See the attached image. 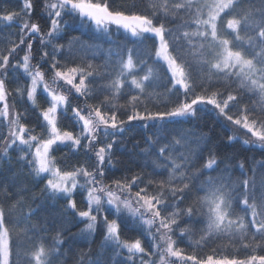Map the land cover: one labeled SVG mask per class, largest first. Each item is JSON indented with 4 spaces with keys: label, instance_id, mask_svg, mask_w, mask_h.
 Masks as SVG:
<instances>
[{
    "label": "snow or ice",
    "instance_id": "obj_1",
    "mask_svg": "<svg viewBox=\"0 0 264 264\" xmlns=\"http://www.w3.org/2000/svg\"><path fill=\"white\" fill-rule=\"evenodd\" d=\"M39 7L46 28L32 22L36 0H22L18 10L0 8V29H19L0 50V161L10 164L15 153L28 175L44 184L41 192L48 199L63 200L62 215L84 225L81 234L102 235L103 246L120 257L118 264H264V190L257 197L243 162L238 166L244 178L233 182L231 161L221 169L224 160H218V149L202 132L167 130L171 122L215 112L243 130L244 145L264 150V107L257 112L243 102L245 94L264 101V0L258 5L252 0H152L140 12L114 7L113 0H39ZM69 21L97 34L122 30L141 43L152 41L171 85L163 110L152 103V69L145 71L147 60L132 49L126 59L117 55L115 72L111 59L103 65L75 63L73 44L79 37L60 43ZM192 24L195 29L182 34L189 44L197 41L203 80L193 78L192 61L178 42V28ZM205 49L210 60L203 59ZM134 121L145 135L143 145L133 144L140 151L131 155L144 164L135 172L124 168L130 175L115 178L122 165L117 153L127 150L124 133ZM236 139L230 135L227 143ZM57 152L63 157L58 159ZM69 152L83 153L87 163L67 165ZM25 191L14 179L0 181V264H17L14 230L22 222L34 237L27 264H59L61 231L49 245L41 235L47 232L45 222L31 223L38 209L24 201ZM234 204L242 205L243 215ZM200 224L205 226L197 245L227 237L244 250L243 257L217 255L215 249L206 258L185 252L181 238L191 237ZM130 230L136 236L125 235ZM77 264L101 261L82 252Z\"/></svg>",
    "mask_w": 264,
    "mask_h": 264
},
{
    "label": "trees",
    "instance_id": "obj_2",
    "mask_svg": "<svg viewBox=\"0 0 264 264\" xmlns=\"http://www.w3.org/2000/svg\"><path fill=\"white\" fill-rule=\"evenodd\" d=\"M21 2L22 0H0V8L7 7L18 10L21 6ZM36 3L37 8L33 15L32 22L39 23L42 27L46 28L48 26L47 22L43 19H39L41 15L39 0H36ZM133 3L136 5L135 9L131 8ZM151 3L152 0H113L114 7L136 12L147 10ZM252 3L258 5L259 0H252ZM194 29V24L189 28H178V35L180 37L178 42L186 49L185 56L192 61L193 78L203 80L206 70L201 66V60L199 57V52L201 50L198 48L197 41L193 38L192 43L189 44L188 38L184 37L182 34L185 30L191 32ZM18 31L19 29L15 26L0 29V50L3 49L5 44L10 45V42L16 39L15 33ZM241 35L243 36L244 33L242 32ZM64 37V40L60 41L62 44H66L71 37H79V40L73 44V49L75 51L73 59L75 63L87 64L90 62L93 65H103L111 59L114 62L112 66L113 72H115L117 55H122L126 59L128 55L127 50L132 49L136 56H142L147 60L148 63L145 71H148L149 68L152 69L151 76L155 82L154 88L149 90L152 92V103L160 106L161 110H163V106L168 103L169 94L166 89L171 87V85L169 84L167 78L168 74L165 72L163 63L156 62L152 41L148 40L141 43L131 38L129 34L124 33L122 30L120 32L113 30L110 35L97 34L87 27L82 28L78 21H69L64 32ZM82 43L93 45V47L85 50L81 47ZM37 46L38 41L37 44L34 45V53L36 52ZM109 50H111L113 55L109 56ZM202 51L203 59L210 60L211 55L209 52L206 49ZM33 63H35V61H33ZM233 87L236 86L234 85ZM100 99H103V96H101ZM76 102L77 101L73 100V103ZM243 102L249 107H255L257 112L261 111V108L264 107V101H259L258 96L249 99V94H245L243 96ZM118 103L123 105L125 103V98H121ZM69 115H71V113H69ZM63 123L67 125L68 121H63ZM132 123L135 126L131 128V131L124 133V138L127 142V150H122V152L117 153V159L122 161V165L120 166L121 170L116 172L115 178H119L121 175H130V173L123 171L124 168H130L135 172L139 170L138 165L144 164L143 160L135 155H131V153L140 151L139 148L133 149V144L137 142H139L140 145L144 144L145 130L138 126L140 122L134 121ZM236 128L237 126L231 125L223 118H217L215 112H200L198 113V118L195 120L169 123L167 130L184 132L191 130L197 133L202 132L206 137L210 138L212 145L218 149V160H224V163H221L220 165L221 169L224 168L225 163L231 161V164L229 165L230 179L233 182H237L244 178L241 175V170L238 166L240 162H243L244 171L246 172L247 177L255 182L254 190L258 197L260 192L264 190V176H262V173H264V150H261L260 148H250L244 145V132L238 133ZM37 131H39V128H37ZM159 131L161 135L164 134L163 130ZM230 135L237 137L231 145L227 143V137ZM201 147H203V144ZM55 155L60 159L63 157L64 153L57 152ZM206 156L207 153H205V157ZM225 157L228 159L225 160ZM78 162L80 164L87 163L83 153L72 154L69 152L67 154V165H75ZM253 169H255L254 173L252 171ZM151 170V167H148L145 169V173H150ZM0 173H2L0 174V181L11 182L14 179L18 185L26 189L23 197L24 201L26 203H31L32 207L38 209V216L34 217L31 223L36 224L38 221L45 222L44 226L47 228V232L41 233V235L44 236L49 245L53 243V238L56 236L57 231H61L60 238L63 240L61 248L64 257L59 264H65V262L66 264H77V259L82 252L86 253L89 259L99 258L101 264H118L120 257H115L110 247L103 246L102 235L97 232L93 239L86 234H81V229L84 225L75 223L71 215H68L67 218L62 215L64 209L63 200L48 199L47 195L41 192L44 184L28 175L27 167L17 160L15 153L12 154L10 164L7 160L0 161ZM163 178L164 177H156V179ZM33 197H35V199H33ZM76 200L78 207H83L81 197L77 196ZM234 207L237 214H244L240 211L242 205L234 204ZM24 211H27L26 207ZM19 215L20 213L18 212L17 218H19ZM247 218H251L250 210ZM204 226V224L194 226L193 235L191 237L185 236L181 238L183 243L180 244V246L185 252L190 253L195 250L199 256L206 258L208 254H213V250L215 249L217 255H226L229 257L236 255L238 257H243L244 250L239 246H234L227 237H221L219 239L213 238L207 244L202 242L200 245H197L195 242L200 239L199 230ZM125 235L128 237H134L136 236V233L134 230H130L125 233ZM177 236H179L178 232L173 236V239H176ZM14 237L16 238V243L18 245L14 249V251L19 254L17 264H27V256L32 249V244L29 243V240L34 239V237L31 236V233L25 231V224L23 222L14 230ZM188 264H191V262H188Z\"/></svg>",
    "mask_w": 264,
    "mask_h": 264
},
{
    "label": "rangeland",
    "instance_id": "obj_3",
    "mask_svg": "<svg viewBox=\"0 0 264 264\" xmlns=\"http://www.w3.org/2000/svg\"><path fill=\"white\" fill-rule=\"evenodd\" d=\"M236 129H237L238 133L243 132V130L242 129H238V127Z\"/></svg>",
    "mask_w": 264,
    "mask_h": 264
}]
</instances>
